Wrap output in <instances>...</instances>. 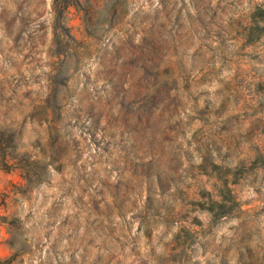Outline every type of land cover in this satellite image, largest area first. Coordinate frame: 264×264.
<instances>
[{"label": "rangeland", "instance_id": "1", "mask_svg": "<svg viewBox=\"0 0 264 264\" xmlns=\"http://www.w3.org/2000/svg\"><path fill=\"white\" fill-rule=\"evenodd\" d=\"M88 2L94 10L102 0ZM256 6L264 7V0H129L113 27L100 25L97 40L87 37L82 13L72 7L67 24L78 43L58 58L52 0H0V125L21 128V145L45 138L36 102L49 93L57 72L66 79L59 104L69 120L50 183L19 193L16 186L25 184L20 172L0 171V213L19 219V235L32 247L24 264H168L172 235L182 225L206 235L191 264H264V169L247 162L235 177L230 166L227 178L238 179L231 186L242 208L237 215L212 224L197 204L204 191L220 187L225 164L251 155V141L261 138L260 130L250 129V95L264 94V38L245 48L240 37L232 39ZM153 25L163 26L170 40L169 70L163 69L160 83L177 80L161 88L139 119L137 93L146 91L142 79L149 76L137 71L139 88L121 107L123 93L111 91L109 81L125 79L127 70L113 47ZM236 76L241 93L223 104ZM207 151L217 167L204 173ZM153 155L178 183L167 194L174 197L154 195L156 206L167 202L184 211L171 221L165 210L155 218L146 211L149 193L140 181ZM11 238L0 225L2 259L16 253Z\"/></svg>", "mask_w": 264, "mask_h": 264}, {"label": "trees", "instance_id": "2", "mask_svg": "<svg viewBox=\"0 0 264 264\" xmlns=\"http://www.w3.org/2000/svg\"><path fill=\"white\" fill-rule=\"evenodd\" d=\"M89 0L82 2L81 0H52V15H53V48L56 57H66L68 44H77L78 41L71 34L67 24V13L70 8L75 7L82 13V20L85 27V33L88 38L100 39L103 33H100V25L109 22L113 27L121 15L127 12L129 0H102L101 6L98 9L92 8ZM93 10V11H92ZM93 13V14H92ZM3 14V12H1ZM180 19V17H177ZM236 35L232 39L237 40L239 37L242 40L241 48L252 46L264 38V7L256 6L254 10L246 17V23L238 24L235 27ZM139 37V39H136ZM135 40H137L135 42ZM170 40L164 31L163 26H150L147 31H136L132 41L127 44L120 41L114 44L113 50L118 55L117 60L120 62L121 69H126L127 74L125 79H119L110 82L111 91L120 89L123 93L120 101L121 107H126L128 98L133 89L137 86L140 80H136L135 74L137 71H143L149 77L142 79L147 83L146 91L137 93L141 98V102L137 107V116L140 119V114L149 113L151 104H156L157 99L161 96V88L168 87L170 83H175L177 79L173 77L164 78L163 83H160L163 76V69L168 68L169 61L165 53V49H169ZM227 52V51H224ZM233 51L227 52L232 54ZM225 54V53H223ZM224 60L227 61L226 54ZM217 67L213 64V70ZM167 71L169 69H166ZM221 68L218 73L221 72ZM239 77H235L229 81L230 95L223 102L229 101L232 96L237 97L241 93V86L238 82ZM66 81L58 72L49 80L50 90L45 97L38 99L35 113L37 114L40 125L46 127V137L39 135L37 139L28 145H21L23 138L21 128L14 125H0V171L13 172L19 171L21 178L25 181L23 186H16L19 193H25L28 190L50 183V173L55 169L57 155L60 150L56 148L60 140H63V127L65 121L69 120V115L65 108L59 104L60 102V86ZM161 86H160V84ZM159 84V85H158ZM258 87L263 86L262 83H257ZM153 90V91H152ZM250 105L255 110L254 120L251 123V130H260V139L251 141V155H247L245 159H239L237 163L228 161L226 174L221 175L217 180L221 182L220 187L216 192L204 191L202 198L203 202L197 203L203 210L206 211L210 223H217L225 218L232 217L242 212L241 204L237 195L232 189V185L237 183V178L230 181L227 175H232L230 166L235 164V177L243 173L247 164L251 167L264 169V94L252 93L250 95ZM91 112V111H89ZM135 114V115H136ZM92 116V115H91ZM45 141V142H44ZM202 149V148H200ZM200 165L202 172H207L209 169L216 168L215 159L210 151L206 152ZM248 162V163H247ZM161 159L153 155L148 161L147 174L141 176V184H144L149 193L146 211L152 217H162L161 212L165 210V217L169 221L175 216H180L182 212H177L172 204L163 202L161 206L155 205L154 195L158 191L161 197H174V194L167 195L171 188L178 190V183L175 179L170 180L162 168ZM259 164V165H258ZM251 170V169H250ZM20 221L16 216H7L0 213V225H4L11 233L9 245L16 253L7 259L0 257V264H24L25 256L30 255L32 247L27 240H23V235H19ZM197 224H201L197 220ZM191 230L182 225L176 235H172L170 255L167 256L168 264H191L194 254L202 243L201 238L206 235H193ZM159 262L158 264H160ZM247 264V263H243Z\"/></svg>", "mask_w": 264, "mask_h": 264}]
</instances>
